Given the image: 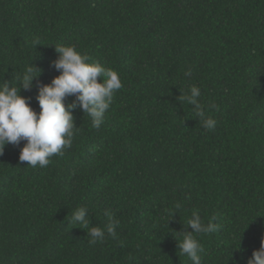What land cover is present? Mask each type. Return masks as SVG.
Here are the masks:
<instances>
[{"label": "trees", "instance_id": "1", "mask_svg": "<svg viewBox=\"0 0 264 264\" xmlns=\"http://www.w3.org/2000/svg\"><path fill=\"white\" fill-rule=\"evenodd\" d=\"M55 45L123 86L98 129L73 110L79 131L47 167L20 162L25 142L6 146L0 264H192L178 240L193 210L218 226L198 237L202 264H247L264 241V0H0V83L35 65L21 94L37 112L60 74ZM192 85L213 131L179 99ZM78 206L91 226L111 210L116 238L90 244Z\"/></svg>", "mask_w": 264, "mask_h": 264}, {"label": "clouds", "instance_id": "2", "mask_svg": "<svg viewBox=\"0 0 264 264\" xmlns=\"http://www.w3.org/2000/svg\"><path fill=\"white\" fill-rule=\"evenodd\" d=\"M33 44L37 46L40 42L37 39ZM55 46L59 58L54 61V67L60 74L50 84L39 87V112L29 103L31 98L21 94L22 90H30L41 75V70L35 65L26 66L11 84L0 83V155H3L7 145L18 146L23 141L19 160L21 163L28 162L32 167H47L52 156L63 155V149L71 147L74 135L79 131L73 115L77 107L91 118L93 128H100L115 93L123 86L117 70L91 60L75 45ZM185 75H191V69ZM69 96H73L74 100L66 104ZM200 96L201 89L192 85L179 99L181 103L194 106L195 116L200 119L203 128L213 131L217 121L206 114ZM87 212V206H78L72 211L71 219L78 227L87 230L90 244L102 243L107 236L116 238L120 221L111 210L105 212L109 223L104 227L91 226ZM187 225L193 231L180 233L179 253L188 257L192 264H202L200 253L204 249L198 237L216 232L218 226L211 221L205 224L197 210L192 211ZM247 264H264V241L258 250L253 251Z\"/></svg>", "mask_w": 264, "mask_h": 264}]
</instances>
